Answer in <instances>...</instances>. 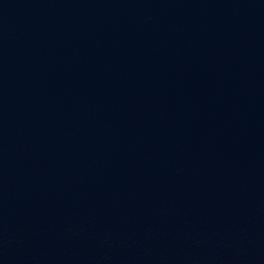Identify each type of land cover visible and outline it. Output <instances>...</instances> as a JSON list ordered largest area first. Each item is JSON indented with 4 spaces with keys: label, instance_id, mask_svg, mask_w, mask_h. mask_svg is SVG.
Here are the masks:
<instances>
[{
    "label": "water",
    "instance_id": "1",
    "mask_svg": "<svg viewBox=\"0 0 264 264\" xmlns=\"http://www.w3.org/2000/svg\"><path fill=\"white\" fill-rule=\"evenodd\" d=\"M0 264H264V0H0Z\"/></svg>",
    "mask_w": 264,
    "mask_h": 264
}]
</instances>
